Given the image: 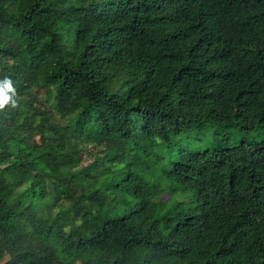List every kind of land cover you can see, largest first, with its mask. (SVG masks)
<instances>
[{
	"label": "trees",
	"instance_id": "obj_1",
	"mask_svg": "<svg viewBox=\"0 0 264 264\" xmlns=\"http://www.w3.org/2000/svg\"><path fill=\"white\" fill-rule=\"evenodd\" d=\"M4 96L0 264H264V0H0Z\"/></svg>",
	"mask_w": 264,
	"mask_h": 264
},
{
	"label": "rangeland",
	"instance_id": "obj_2",
	"mask_svg": "<svg viewBox=\"0 0 264 264\" xmlns=\"http://www.w3.org/2000/svg\"><path fill=\"white\" fill-rule=\"evenodd\" d=\"M243 134L240 131H237L233 128L224 129L218 135V140H220V145H229L233 146V144L241 139Z\"/></svg>",
	"mask_w": 264,
	"mask_h": 264
},
{
	"label": "clouds",
	"instance_id": "obj_3",
	"mask_svg": "<svg viewBox=\"0 0 264 264\" xmlns=\"http://www.w3.org/2000/svg\"><path fill=\"white\" fill-rule=\"evenodd\" d=\"M5 87H8V85L6 84ZM7 100H8V97H7V96H4V97L2 98V100H0V104L6 102Z\"/></svg>",
	"mask_w": 264,
	"mask_h": 264
}]
</instances>
